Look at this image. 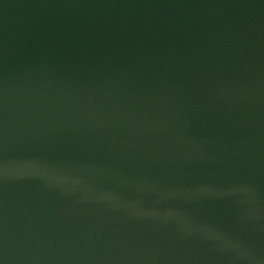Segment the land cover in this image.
Here are the masks:
<instances>
[{"label":"water","instance_id":"obj_1","mask_svg":"<svg viewBox=\"0 0 264 264\" xmlns=\"http://www.w3.org/2000/svg\"><path fill=\"white\" fill-rule=\"evenodd\" d=\"M0 264H264V0H0Z\"/></svg>","mask_w":264,"mask_h":264}]
</instances>
